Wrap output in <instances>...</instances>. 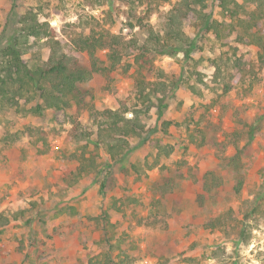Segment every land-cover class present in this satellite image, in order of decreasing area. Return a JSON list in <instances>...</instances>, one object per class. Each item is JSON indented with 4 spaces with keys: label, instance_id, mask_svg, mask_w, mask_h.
<instances>
[{
    "label": "rangeland",
    "instance_id": "374dc122",
    "mask_svg": "<svg viewBox=\"0 0 264 264\" xmlns=\"http://www.w3.org/2000/svg\"><path fill=\"white\" fill-rule=\"evenodd\" d=\"M176 2L138 0L133 7L121 0H0V48L16 33L20 19L36 17L48 23L67 55L86 61L84 53L71 48L69 35L87 36L90 27L98 24L99 30L126 41L137 37V28L127 27L130 15L143 16L149 4L153 9L149 21L157 29L158 17ZM206 3L212 17L222 19L217 1ZM185 31L194 36L193 29ZM201 40L204 49L195 50L191 58L203 75L202 82L197 75L189 80L197 92L185 81L189 74L182 54L156 58L157 70L185 82L161 103L153 100L147 116L142 117L146 132L130 141L131 150L119 161L109 164L99 151L102 167L96 175L76 181L70 175L76 166L72 158L76 147L66 143V137L73 110L50 109L41 116L0 110V214L11 220L9 226L0 228V264H106L99 251L102 232L92 219L111 199L122 203L111 217L112 230L131 252L133 264H264V66L253 56L255 73L237 84L229 81L230 89L224 93L213 84L211 62L223 52L230 53L229 48L236 47L241 55V46L234 36L226 45L214 47L211 37ZM43 43L32 46L24 61L32 64L35 54L46 60L49 50ZM131 74L132 69L126 73L118 70L109 84L93 81L83 86L93 89L94 109L133 107ZM78 120L86 131L94 130V119L87 113ZM164 121L173 123L165 133L161 129ZM242 122L255 124L256 129L242 159L243 188L235 193L237 178L230 173L216 198L201 207L197 195L203 174L223 168V159L233 150L221 153L210 145L200 147L197 137L193 138L196 144L186 146L189 135L205 131L207 140L215 138L221 145L240 135L242 146L247 139L241 134L232 136ZM143 138L148 139L146 144L141 143ZM152 141H161L171 150L170 156L157 157L149 146ZM179 162L184 166L178 167ZM153 164L157 167L149 170ZM131 165L140 172L135 174ZM162 165L179 168L185 175L186 169H192L197 172V182L186 176L167 196L153 195L152 185L159 179ZM20 210H28L24 220H12ZM219 216L225 224L213 230L206 226Z\"/></svg>",
    "mask_w": 264,
    "mask_h": 264
},
{
    "label": "trees",
    "instance_id": "16d2710c",
    "mask_svg": "<svg viewBox=\"0 0 264 264\" xmlns=\"http://www.w3.org/2000/svg\"><path fill=\"white\" fill-rule=\"evenodd\" d=\"M137 1L121 0L125 4L131 2L133 7L137 5ZM216 1L222 19L212 17L206 0H177L172 8L158 17L157 29L149 21V13L153 11L149 4L143 16L130 15L127 27L129 30L137 28V37L126 41L99 30L98 24L90 27L87 36L76 33L69 35L67 40L71 48L75 52L84 53L86 61L67 55L61 49L59 41L55 40L48 23L40 22L36 17L20 19L16 33L0 48V110L9 109L21 116H41L50 109L61 112L73 110L74 113L69 116L71 129L66 137V143L76 147L72 153L76 166L70 171V175L76 181L98 174L102 167L98 161L99 151L105 153L109 164L116 163L131 150L130 141L146 132L142 117L147 116L153 100L161 103L185 81L193 93L197 92L189 80L193 75H197L196 79L202 82L203 75L196 71L197 62L191 55L195 50L204 49L199 44L204 37H211L214 47L217 44L226 45L231 36H234L235 43L241 46V55H238L236 47L229 48L230 53L223 52L222 57L218 56L211 62L214 69L213 84L220 86L224 93L230 89L229 81L237 84L249 74L255 73L253 69L256 59L264 66V0ZM185 29H193L194 36L187 35ZM40 41H44L43 44L49 50L46 60H41L37 57L38 54H35L32 64L30 61H24V56ZM177 54H182L183 66L189 74L185 81L175 76L168 77L154 66L156 58L174 57ZM253 56L256 57L255 60ZM248 57L253 59L247 61ZM130 69L135 105L130 108L123 104L116 110H95L93 89H85L83 86L93 81L98 82V85L100 82L109 84L112 73L118 70L126 73ZM82 113H87L94 119L93 131L82 128L78 120ZM127 114L131 117L127 118ZM158 115H161L160 111ZM185 120L183 119L184 122ZM240 124L239 131L232 136L241 134L242 138L247 139L242 146L239 145L240 135L230 143L224 142L223 145L215 138L207 140L205 131L189 135L186 146L196 144L193 138L197 137L200 147L210 145L221 153L227 148L233 150L232 155L223 159V168L209 170L203 174L197 195V203L201 207L207 206L216 198L230 173L237 178L235 193H239L243 188L242 159L256 129L253 127L255 124ZM170 125H173L171 121L162 122V132L165 133ZM140 140L142 144L148 141L147 138ZM149 146L156 150L157 157L166 159L171 154V150L161 141H152ZM183 162H179L178 167H182ZM155 167L157 164L148 166L149 170ZM131 168L135 174L140 172L135 165H131ZM158 168L161 173L159 179L153 183L151 193L160 198L172 193L178 182L186 176L197 182V172L192 169H186L185 175V171L179 168L165 165ZM118 202L111 199L110 203L101 209L100 215L92 219L100 226L102 232L99 251L106 264H133L131 252L124 249L121 236L112 230L111 217L122 208L121 201ZM27 211L16 212L12 220H24ZM223 223L225 224V221L219 216L206 226L213 230ZM10 224L11 220L0 214V228ZM244 240L248 243V239ZM113 241L116 243H112ZM20 247H23L22 243ZM114 252L117 253L113 257Z\"/></svg>",
    "mask_w": 264,
    "mask_h": 264
}]
</instances>
